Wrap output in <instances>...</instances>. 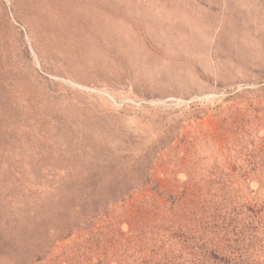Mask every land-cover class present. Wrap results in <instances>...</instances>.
<instances>
[{
  "label": "rangeland",
  "instance_id": "374dc122",
  "mask_svg": "<svg viewBox=\"0 0 264 264\" xmlns=\"http://www.w3.org/2000/svg\"><path fill=\"white\" fill-rule=\"evenodd\" d=\"M153 260L264 264V0H0V264Z\"/></svg>",
  "mask_w": 264,
  "mask_h": 264
},
{
  "label": "trees",
  "instance_id": "16d2710c",
  "mask_svg": "<svg viewBox=\"0 0 264 264\" xmlns=\"http://www.w3.org/2000/svg\"><path fill=\"white\" fill-rule=\"evenodd\" d=\"M249 211H250V209H249ZM249 211H247V214H248V215H245V214L242 215V217H241V222L243 223L242 219H243V216H244V217L246 218V222H248L249 224H250V222H255V224H258V222L256 221V219L254 218L255 215H252V213H251V211H255V210H252V209H251L250 213H249ZM249 219H250V221H249ZM240 224H241V223H240ZM191 239H192V238H191ZM198 244H200V247H201V248H204V247L207 248V247L209 246L210 243H208L207 240H204V239L200 238V239H198V241L192 239V240H191V246H190V244H188V245H189V247L191 248V250L194 251L195 247H196ZM198 250H200V249H197V253H202V252H204L203 250H200V251H198ZM204 253H205V252H204ZM213 255H215V257L218 256L217 252H214ZM154 261H155V260H153L152 262H150V261H147V262H148L149 264H157V263L154 262ZM147 262H144V263H147Z\"/></svg>",
  "mask_w": 264,
  "mask_h": 264
}]
</instances>
